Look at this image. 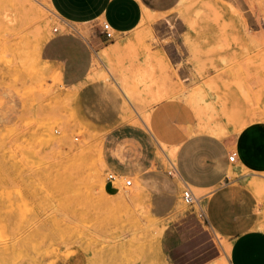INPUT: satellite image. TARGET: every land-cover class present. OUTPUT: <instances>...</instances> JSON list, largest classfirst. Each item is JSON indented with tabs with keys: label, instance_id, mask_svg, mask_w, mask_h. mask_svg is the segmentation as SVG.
<instances>
[{
	"label": "rangeland",
	"instance_id": "374dc122",
	"mask_svg": "<svg viewBox=\"0 0 264 264\" xmlns=\"http://www.w3.org/2000/svg\"><path fill=\"white\" fill-rule=\"evenodd\" d=\"M147 17L111 39L108 58L89 57L105 95L119 101L116 121L139 131L119 146L107 109L86 117L80 94L65 89V60L85 58L67 54L64 41L84 30L47 0H0V264H170L168 229L211 192L191 186L199 206H186L173 171L175 147L195 133L255 135L256 160H240L228 179L250 190L264 230V193L251 187L264 184V0H177ZM53 42L54 60L45 57ZM161 100L183 101L194 126L177 134ZM211 237L221 252L213 264H224L228 239Z\"/></svg>",
	"mask_w": 264,
	"mask_h": 264
},
{
	"label": "crops",
	"instance_id": "0c3cea01",
	"mask_svg": "<svg viewBox=\"0 0 264 264\" xmlns=\"http://www.w3.org/2000/svg\"><path fill=\"white\" fill-rule=\"evenodd\" d=\"M47 1L62 21L82 28L86 36L64 41L68 47L65 50L67 54L72 58H85L76 64H69L65 60L66 91L80 94L86 117L107 114L111 118L106 126L110 127L112 141L119 146L124 142L139 141L136 128L116 121L120 116L116 111L119 101L114 96L105 95L102 82L97 80L100 75L88 69L89 57L100 52V57L104 55L108 58L114 53L107 50L112 44L102 34L103 23L109 24L114 33L112 40H115L134 31L147 12L163 13L177 0ZM58 44L53 42L47 45L46 58L54 60L59 57L54 50ZM109 100L112 101V108L107 105ZM158 108L161 115L175 111L172 117L174 122L169 124L176 125L177 134L183 132L179 130L180 126H194V121L184 112L187 107L183 101L161 100ZM180 141L174 151H177L176 165L173 164L178 177L184 186H192L199 191L211 189V192L200 201V210L192 212L191 219L184 217L181 223L168 229L165 235L166 260L170 264H213L221 258V252L211 237L215 234L228 239L227 263L224 264H264V230L257 226V205L253 195L239 178L228 179L240 160H256L251 148L255 135L244 133L230 140H218L207 134L195 133ZM233 153L235 160L230 162L228 158ZM262 161L264 165V159ZM252 188L264 193V185Z\"/></svg>",
	"mask_w": 264,
	"mask_h": 264
},
{
	"label": "built area",
	"instance_id": "2783aa9c",
	"mask_svg": "<svg viewBox=\"0 0 264 264\" xmlns=\"http://www.w3.org/2000/svg\"><path fill=\"white\" fill-rule=\"evenodd\" d=\"M101 30H102V34L106 40H111L114 38L113 30L111 29L109 24L103 23L101 25ZM228 160L230 162H234L235 154L233 153L231 156H229ZM173 171L177 174L175 167H174ZM169 174L171 175V172H169ZM116 178L117 177L115 175L110 174L108 176L107 183L112 184L116 180ZM130 185H131V181L126 180L124 183V186L128 187ZM182 201L186 206H189V207H193L194 205L199 206L198 198L194 195L192 189L189 186H184V190L182 192Z\"/></svg>",
	"mask_w": 264,
	"mask_h": 264
},
{
	"label": "bare ground",
	"instance_id": "6f19581e",
	"mask_svg": "<svg viewBox=\"0 0 264 264\" xmlns=\"http://www.w3.org/2000/svg\"><path fill=\"white\" fill-rule=\"evenodd\" d=\"M149 14V12H147L145 15H144V17H143V19H142V21L147 17V15ZM150 15H152V14H150ZM148 18V17H147ZM149 19V18H148ZM151 20V19H150ZM145 22V21H144ZM43 43H44V41H43ZM38 48V47H37ZM39 49V48H38ZM106 55V54H105ZM103 57H105L104 55H102ZM107 56V55H106ZM39 59V58H38ZM39 61H40V59H39ZM126 97V96H125ZM156 101H157V98H156ZM214 112V111H213ZM201 113H203L202 111H201ZM143 116V115H142ZM148 116V115H147ZM202 116H204V115H202ZM211 116V115H210ZM141 118V117H140ZM141 120H143V119H141ZM211 121V120H210ZM243 121V120H242ZM252 123V122H251ZM219 128V127H218ZM242 128V127H241ZM240 128V129H241ZM210 129V128H209ZM216 129V128H215ZM220 129V128H219ZM211 130V129H210ZM214 133H215V130H212ZM219 133H224L222 130H221V132H220V130L218 131ZM221 136V135H220ZM165 152V151H164ZM165 155H167L166 157L170 160V158H169V156L170 157H173V158H175V153L173 152V153H169V154H165ZM160 156V155H159ZM253 180V179H252ZM250 183V182H249ZM261 185H264V184H260V182L258 183V182H256V181H252L251 182V187H256V186H261Z\"/></svg>",
	"mask_w": 264,
	"mask_h": 264
}]
</instances>
